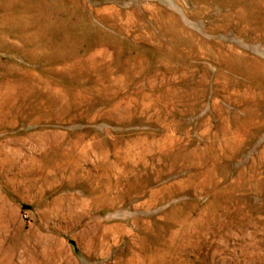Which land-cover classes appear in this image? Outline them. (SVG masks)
I'll list each match as a JSON object with an SVG mask.
<instances>
[{
  "label": "rangeland",
  "instance_id": "obj_1",
  "mask_svg": "<svg viewBox=\"0 0 264 264\" xmlns=\"http://www.w3.org/2000/svg\"><path fill=\"white\" fill-rule=\"evenodd\" d=\"M0 264H264V0H0Z\"/></svg>",
  "mask_w": 264,
  "mask_h": 264
}]
</instances>
